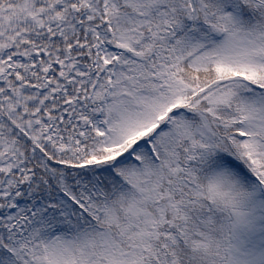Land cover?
I'll list each match as a JSON object with an SVG mask.
<instances>
[{"label":"snow or ice","instance_id":"snow-or-ice-1","mask_svg":"<svg viewBox=\"0 0 264 264\" xmlns=\"http://www.w3.org/2000/svg\"><path fill=\"white\" fill-rule=\"evenodd\" d=\"M0 264H264V0H0Z\"/></svg>","mask_w":264,"mask_h":264}]
</instances>
